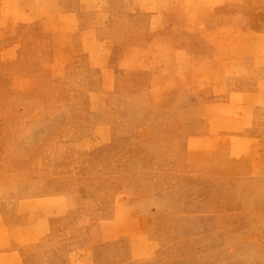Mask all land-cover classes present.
<instances>
[{
  "label": "rangeland",
  "instance_id": "obj_1",
  "mask_svg": "<svg viewBox=\"0 0 264 264\" xmlns=\"http://www.w3.org/2000/svg\"><path fill=\"white\" fill-rule=\"evenodd\" d=\"M152 2L217 8L191 39L136 45L137 66L95 68L43 22L4 53L0 0V219L46 220L27 264H264V0Z\"/></svg>",
  "mask_w": 264,
  "mask_h": 264
},
{
  "label": "crops",
  "instance_id": "obj_2",
  "mask_svg": "<svg viewBox=\"0 0 264 264\" xmlns=\"http://www.w3.org/2000/svg\"><path fill=\"white\" fill-rule=\"evenodd\" d=\"M85 1L89 2V0H53L50 10L45 5V0H4V37L11 40L16 35L18 40L4 47V53H13L16 51V47L20 53V47H23L21 33L31 30L32 26L38 27L40 22H43L53 35L69 39L70 43H67L65 48L67 53L82 52L86 54L88 60H92L95 64V68L99 66L119 68L126 65L127 61L129 63L133 61V65L137 66V62H144L145 59L143 60V57L137 56L133 52L146 49L153 51L156 44L160 42L169 44L173 37L178 35H184L191 39V36L200 34L202 30L204 15L201 11L209 13L217 8L215 6L202 9L201 5L193 3L192 10H187L185 6L173 5L174 8L170 7V3L164 2L162 10L156 6L153 7L154 10H151L152 0H145V4L142 6L138 0H92L97 4L98 12L96 17L89 19L86 13L88 8L81 6ZM92 27L93 29L97 28L98 36L83 44L84 32ZM74 39L79 41L76 40L78 44L72 47L71 40L74 41ZM107 42L113 44L110 49L103 46ZM138 44H141L143 49H136ZM172 46L175 52L185 53L188 51L195 56L194 52L188 48L176 44ZM106 50H109L111 54L116 52L118 55L111 62L108 59L105 60L103 53ZM52 53V59L47 63L50 68L57 66V63L63 59L64 49L57 46ZM45 200L55 203L56 201L53 200H57V198L22 201V213L26 214V211L32 210L29 207L34 210H43L37 206ZM49 212L56 214L58 212L56 205L50 208ZM40 217L38 220H34L33 225L17 223L10 225L7 229L4 228V219H0V264H27L19 249L28 244H36L46 233V227L43 225L46 220L43 221ZM39 229L40 231H38ZM30 232H33L35 236L32 238L29 236L28 239ZM13 247H17V249Z\"/></svg>",
  "mask_w": 264,
  "mask_h": 264
}]
</instances>
